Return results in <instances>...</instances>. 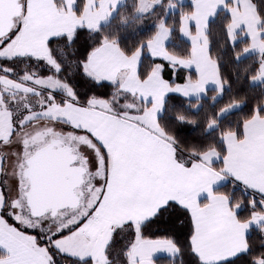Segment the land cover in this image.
<instances>
[{"label":"crops","instance_id":"1","mask_svg":"<svg viewBox=\"0 0 264 264\" xmlns=\"http://www.w3.org/2000/svg\"><path fill=\"white\" fill-rule=\"evenodd\" d=\"M60 1V4L56 5L55 0H28L27 8L21 7L23 14L19 22L24 23V30L30 38L26 42L17 38L10 44L15 47V52L46 54L48 37L70 35L79 27L94 28L92 22L98 14V9L90 7L92 0L84 1L80 16H77L68 6L74 3V0ZM160 1L138 0L137 14L145 15L151 12L153 8L151 11L148 9L153 4H159ZM174 1L189 2L192 5V12L181 18L179 28L180 37L190 44V55L187 58H178L167 52L166 44L170 30L165 25L163 29H156L154 36L150 39L151 44L143 49V54L150 57H162L163 59L159 60L169 64L173 69H183L194 73V78H188L180 85L196 90V93L191 94L187 99H198L204 96L205 90L199 87L202 81H205L206 91L214 89L219 93L221 82L216 64L208 54L205 32L209 20L222 8L213 9V5H216L213 2L217 3L218 0H212L209 6L201 8L200 17H197L201 26L198 28V23L193 16H198L199 12L191 0ZM201 1L204 5L206 4V0ZM20 2L22 5L23 0ZM124 2L125 0H116L115 10L105 20L100 21L99 26L106 23ZM174 10L175 4L170 2L167 12ZM79 21H83V24L78 23ZM165 29H167L166 34H164ZM161 34H164L163 40H161ZM193 37H195V43ZM259 37L264 45V35L260 33ZM249 45L245 49L248 50ZM253 53L264 55V51H247L244 54ZM23 56L32 57L31 55ZM140 58L139 49L127 57L119 49L105 51L98 45L86 59V75L94 81L115 84L118 87L117 93L128 94L138 100L140 106L137 112L115 114L100 106L101 102L107 100L92 98L85 105L76 103L74 99L68 103L64 102L61 104L62 111L57 115L64 125L63 131L69 134L71 140H74V143L68 145L69 147L77 149L82 144L88 143L95 147L100 155L105 193L103 197L100 195L99 199L103 201L109 196L107 189L109 183L114 185L107 208L103 212H100L98 208L91 217L96 222V226L101 227V234H99L103 238L104 250L114 227L126 222L138 226L150 218L161 205L172 200L187 209L191 222L193 219L196 220L197 244L205 258L213 259L217 255L226 254L243 245L244 239L238 234L237 229L239 225L246 224L249 220L239 221L235 215H232L228 199L214 190L226 181H234V177L239 176L241 180L247 181V184L240 182L236 184L259 197V194L249 189L247 185L251 184L255 188L264 187V117L255 115L246 121L242 127L241 138H237L233 133H225L222 136L225 149L223 158H220L215 150L206 151L195 160L181 156L176 152L171 141L164 137L158 127V118L149 116L148 110L151 105L146 106L144 100L145 94L152 98L158 97L169 87H176L177 83L169 85L162 78L160 63L153 66L146 79L139 80L137 61ZM262 65H264V58L253 81L256 84L264 83V76H261V72L264 71ZM226 159L228 163H225ZM218 162L219 167L216 168L214 165ZM2 163L0 156V175ZM24 168L26 170L27 164ZM225 169L228 171L225 172ZM20 187V198L26 202V191L28 192L29 189L25 185ZM2 202L3 197L0 196V203ZM260 227H264V218L258 219L251 226L259 230ZM79 231L57 241L58 244H62L59 247L68 251L69 247L81 244L78 240ZM29 236L26 233L16 232L14 229L9 231L0 227V251L4 254L0 257V264H44L47 258L46 252L37 247L35 240L30 242ZM83 237L82 245L83 242H95L91 235ZM165 241L168 243L163 247L156 244V242ZM149 248H155L154 251L147 253V259L151 261V264H154L155 258H173L177 255V248L169 240L136 237L127 253L128 264H136L134 258L137 256L143 260L145 251Z\"/></svg>","mask_w":264,"mask_h":264},{"label":"trees","instance_id":"2","mask_svg":"<svg viewBox=\"0 0 264 264\" xmlns=\"http://www.w3.org/2000/svg\"><path fill=\"white\" fill-rule=\"evenodd\" d=\"M84 1L77 3V0H74L79 8V12L74 11L77 16L82 13ZM137 1L125 0L112 17L99 26V33L95 28L87 29L83 27L82 35L76 43L71 42L72 38L74 33L82 27L75 29L70 35H63L65 39H60V36H58L55 44H46L49 55L54 61L56 58L63 61L65 56L70 60L79 59L75 54V50L84 41H87L90 48L85 53L84 59L86 60L90 52L100 44V37L106 36L110 41L118 42V49L123 55L129 57L139 49L140 42H147L154 36L157 24L160 23V18L163 17L164 25L170 30L166 44L167 52L178 58H187L190 55V44L180 37L179 28L181 18L192 12V5L189 2L176 3L174 0H161L151 12L138 15L136 12ZM250 1L255 6L260 20V28L264 29V0ZM60 2V0H55L56 5H59ZM170 2L175 4V10L168 13L167 7ZM229 24V15L221 9L209 20L205 32L208 54L215 62L216 67L217 62L219 63L218 75L223 91L217 93L216 90L209 89L204 96L198 99L185 100L181 97L180 99L169 100L163 114L157 119L158 127L164 137L174 145L176 152L181 156L188 157L190 160L197 159L198 156L209 150H215L220 158H223L225 149L222 136L225 133H233L237 138H241L242 127L246 121L255 115L264 117V83L256 84L253 82L264 55L258 53L242 54L249 45L247 38H237L234 40V46L229 44L227 31ZM49 49L53 50L54 56ZM236 56H239L238 60L235 58ZM140 61L143 71L138 73L137 70V75L141 81L146 79L155 64H165L159 59L153 60L152 57L146 54L141 56ZM169 67L171 66L169 65ZM2 68L11 69L10 75L15 79L21 78L27 72H32L37 76H44L52 72L49 68L47 69L42 60L33 59L29 56L17 57L6 65H0V70ZM34 68L37 70L36 73L33 71ZM70 68L71 65L64 62L62 64L63 70L57 77L71 90L72 99L76 103L85 105L92 98L108 101L119 94L117 93V85L102 82V86L97 87L96 81L92 78L83 72H70ZM161 76L166 81L171 76V84H176L178 82L177 77L184 82L188 78H194V73L183 69H173L170 73L168 67H163ZM128 97L131 96L123 94V98L118 103ZM62 103L64 101L59 100V104ZM191 105H196L195 111H193ZM230 107H233V109L223 115H217V113ZM178 112L185 116H195V126L187 127L178 132L174 123V117ZM214 166L218 168L219 162ZM214 191L224 195L228 199V203L230 201L229 206L232 210L236 208L237 204L240 205V210L235 215L239 221L245 222L252 217L253 209L250 207V200L253 196H256L254 193L236 183L234 186L233 181H226ZM256 197L258 198V196ZM255 211L259 213L262 210L256 209ZM155 213L138 226L131 224L133 229L131 233L128 228L124 227L125 224L114 227L105 248V256L108 259L107 264H128L127 253L136 237L149 240L166 239L175 245L177 248L175 257H158L153 260L154 264H189L190 248L187 237L191 235L192 230L189 213L185 211L182 214L181 222L185 225V234L179 237L174 230L165 229L163 225H153L146 231L143 225L152 219ZM3 218H5V215ZM11 222V220H8V223ZM157 228L161 230L157 231ZM21 231L33 235L32 231ZM36 243L38 244L37 240ZM248 243L252 248V255L264 252V235L259 229H250ZM3 255V252L0 251V257ZM249 259L251 260V255ZM57 261L58 264H74L72 260L59 255Z\"/></svg>","mask_w":264,"mask_h":264},{"label":"rangeland","instance_id":"3","mask_svg":"<svg viewBox=\"0 0 264 264\" xmlns=\"http://www.w3.org/2000/svg\"><path fill=\"white\" fill-rule=\"evenodd\" d=\"M209 2L213 1L206 0V4L204 5L201 0H198L199 6L195 7L199 12V15L193 17H195L196 22L198 23V28H200L201 22L197 17H200L201 8L203 9L206 6H209ZM213 3L217 5L218 1L217 3ZM216 8H222L230 17L229 26L233 27L232 32H228V36L231 35L234 40L237 38H247L250 42L248 52H259L264 48L262 40L259 37L260 33L264 35V29L260 28V20L257 16L255 6L251 1L229 0L228 3L219 5L215 7V9ZM22 14L23 13L21 12V15L13 18L12 26L20 21ZM239 33L240 35H238ZM254 33L256 34L255 40L252 38ZM14 49V46L8 45L3 51L8 55H12L15 53ZM37 56L43 57L42 61L44 65L47 69L49 68L50 72L52 71L50 74L37 76L36 74H32V72H27L21 78L15 79L12 77V82H9L8 78L5 77L4 82L0 83V95H2L3 99L8 102L0 107L9 109L17 120L35 117V119L30 120V123L26 124L24 129L21 130V133L12 137L7 144L0 145V156L2 157L3 162L0 184L5 185L8 189V211L5 213V218L0 217V227L9 231L14 229L16 232H22L21 230H24L25 228H27L28 231L35 229L36 232L41 233V239H46L51 235V232L57 229L58 226L70 224L73 220L78 219L79 216L84 215L97 199H99L104 184V172L103 164L100 155L95 150L96 148H93L88 143H84L77 149L74 147L78 160L85 168V173L77 189L78 195L83 191V193L79 195L80 203L78 205L58 209L56 210V213L48 208H44L42 211L34 213L31 211L27 199L26 202H23L22 198H20V186L25 185L29 189V180L27 181L26 179L24 167L27 160L35 153V151L52 143H59L65 146L74 143V140L70 139L69 134H66L65 131H63L64 125L60 119L57 118V115L62 111L59 100L68 103L72 99L71 90L65 83L58 80L55 61L49 55L48 50L46 54L41 53ZM3 70L4 68L0 70V74L3 73ZM33 71L36 73L37 70L34 68ZM26 76L31 77L32 79L25 81ZM17 81L22 88L27 89V91L19 90L16 86ZM53 87L57 90V97L54 101L48 104L47 109L42 111L40 105L47 101L48 93ZM218 92L220 93V91ZM122 98L123 94H116L110 100L101 102L100 106L115 114H130L139 110L140 102H138V100L128 97L118 103ZM28 108L33 109V111L26 113L25 109ZM231 109H233V107L226 110L224 109L220 112V115H223ZM37 112H42V114L37 116ZM23 137H27V147L21 149L18 141ZM93 162H96V168L92 167ZM97 179L101 181L99 185L95 183V180ZM17 180H19V185L17 184ZM13 203H15L14 210L11 207ZM74 209H78V211L74 212ZM8 215L13 217L11 223H8ZM95 223L94 219L90 218L88 223H86L79 231L80 234H83L82 236L78 234V240L81 244L69 247L68 251L71 252L73 250L72 253L76 256L78 254L91 256L93 258V264H107L108 259L105 256V250L102 245L103 238H101L100 235L101 227L96 226ZM260 231L264 234V227H260ZM87 235H91L95 242H83L82 245V240L84 239L83 236ZM29 237L32 240H30V242H33V235H30Z\"/></svg>","mask_w":264,"mask_h":264},{"label":"snow or ice","instance_id":"4","mask_svg":"<svg viewBox=\"0 0 264 264\" xmlns=\"http://www.w3.org/2000/svg\"><path fill=\"white\" fill-rule=\"evenodd\" d=\"M83 0H77V3H82ZM194 7H198V0H192ZM228 0H218L217 5H213V9L216 6L226 4ZM77 3H71L70 6L73 11L79 12V8L77 7ZM28 5V0H23V3L21 5L22 9H26ZM116 0H92V4L90 7L97 8L98 14L95 17V20L92 22L95 30L99 33V22L106 19L108 15H110L116 8ZM156 4H153L148 11H151V8L156 7ZM143 5L141 4V8ZM174 7V5H173ZM140 9H138L139 11ZM78 23L83 24V21H79ZM232 27L229 26L227 31L229 33L232 32ZM158 29H163V17L160 18V23L157 24ZM83 32V27L74 33V36L72 38V43H76L77 40L80 39ZM167 33V29H165V33ZM164 34H161V40L164 38ZM17 38H19L21 41H28L29 35L24 30V23L18 22L15 23L14 26L9 27L7 31H4L2 27H0V65H6L9 61L14 60L17 58V56H23V55H31L33 59H39L43 60V57L37 56L34 53L31 52H25V51H18L13 53L12 55L6 54L3 50L10 44L14 43ZM60 39H65L63 35L59 37ZM253 40L256 39V34L254 33L252 35ZM193 42L195 43V37L192 38ZM57 40L56 36H50L46 39L47 45H53L55 44ZM100 44L99 47L105 51H112L114 49H118V42L110 41L106 36L100 37ZM228 43L234 46V38L229 35ZM151 44V40H148L147 42H140L139 44V51L140 55L143 56V49L146 46H149ZM90 45L87 41H84L80 47L75 50V54L79 57V59H68L67 56L64 57L63 61H61L59 58H56L55 60V68L57 76H59L62 69V64L64 62H67V64L71 65V68L69 69L70 72L75 73H81L83 72L85 75L87 74V68L86 64L87 61L84 59L85 53L89 51ZM50 53L54 56V52L52 49H49ZM248 50L245 49L244 53H246ZM261 51H264V48L261 49ZM242 53V54H244ZM237 60L239 59V56L235 57ZM153 60L156 59H163L162 57H152ZM141 61H137V70L138 73L142 72L143 69L140 66ZM163 67H168L169 72L171 73L173 71L172 67H169L167 63L162 65ZM264 67V65H262ZM161 69V70H162ZM182 70V69H181ZM219 70V63L217 62V71ZM11 69L4 68L3 73L0 74V83L4 82V78L7 77L9 82L13 81V78L10 75ZM261 76H264V71L261 72ZM32 79L31 77H25V81ZM172 77L169 76L167 83L171 84ZM177 85L176 87L172 88L169 87L168 89L164 90L158 97L152 98L150 95L145 94L144 100L145 105H151V108H149L148 113L149 116L152 117H159L163 114L165 110V106L169 100L172 99H180L181 97L187 98L191 94H195V89H189L187 87H181L180 85L183 84V81L177 77ZM219 83V82H217ZM96 86H102V82L97 80L95 82ZM16 86L19 90L27 91V89L22 88L20 83L17 81ZM201 89L205 88V81H202L200 86ZM219 91H223L222 86L220 87ZM57 97V90L55 87H53L47 97V101L40 105V109L43 111L47 109L48 104L54 101ZM8 103L5 101L0 95V106ZM193 111H195L196 105H191ZM30 111H33V109L28 108L25 109V112L28 113ZM42 112H37V116L41 115ZM220 113H217L219 115ZM31 119H35V117L26 118L24 120H17L14 118L12 112L7 109L0 107V145L7 144L9 140L12 139V137L17 136L19 133H21V130L24 129L26 124L30 123ZM174 123L177 126V131L179 132L182 129H185L187 127H194L196 124V118L195 116H185L181 113H177L174 117ZM212 122L210 121V124ZM20 148L24 149L27 147V137H23L18 141ZM106 151V149H104ZM219 158V157H217ZM225 163H228V160H225ZM93 168L97 167L96 162H93L92 165ZM225 172L228 171V169L224 170ZM223 178V174H222ZM234 186L236 182L247 184V181L241 180L239 176L234 177ZM95 183L99 185L101 181L99 179L95 180ZM17 184L19 185V180H17ZM249 189H252L254 192L259 194V197L253 196L250 200V207L253 209V214L251 219L246 224H242L238 226L237 232L240 236L243 237L244 243L242 246L236 247L234 250H231L227 252L226 254L217 255L213 259H206L205 255L202 251V249L197 244V236H198V229L196 220L193 219L192 221V230L191 235L187 237V242L190 248V259L189 264H264V252H261L259 254L252 255V248L248 243L249 237H250V228L252 224H254L258 219L264 218V211H261L257 213L256 209L264 210V187L262 188H255L253 185L248 184L247 185ZM107 189L109 190V196L105 200L97 199V201L88 209V211L84 214L79 216L78 219L73 220L70 224H64L61 226H58L57 229L53 232H51V235H49L46 239H41V233L36 232L35 229H32L33 239L38 241L37 247L42 248L46 254L47 258L44 262V264H58L57 256H61L67 259H70L74 262V264H93V258L91 256H76L74 253L65 251L64 249L60 248L57 241H59L61 238L66 237L68 235H72L75 232H78L93 216V214L97 211L99 208L100 212H103L107 206H108V200L111 196V191H114V185L112 183H109L107 185ZM105 193V189H101V196L103 197ZM0 196L3 197V202L0 203V217H3L5 213L8 211V189L5 185L0 184ZM230 203V201H229ZM13 210L15 209V203L11 205ZM240 210V205L237 204L236 208L232 210V215H236V213ZM78 211V209L73 210ZM187 211V209L182 208L178 203L169 200L164 205H161L155 215L150 219L145 225H143L144 229L147 231L150 229L153 225H163L165 226V229H171L174 230L176 235L182 236L185 234V225L182 223V214L183 212ZM168 214L167 216L165 214ZM7 219L12 220L13 217L11 215H8ZM124 227L128 228L130 233L133 231L132 225L130 222H126ZM160 228H157V231H160ZM25 232L28 231L27 228L24 229ZM168 242H156V244L160 247H163ZM155 248H149L146 249L144 254V259L141 260L139 256L135 257L136 264H151V261L147 259V253L154 251ZM251 255V260L249 259Z\"/></svg>","mask_w":264,"mask_h":264},{"label":"water","instance_id":"5","mask_svg":"<svg viewBox=\"0 0 264 264\" xmlns=\"http://www.w3.org/2000/svg\"><path fill=\"white\" fill-rule=\"evenodd\" d=\"M20 13V0H0V27L7 31L12 26L13 18L19 16ZM44 149V153L49 154V159L44 168H42L43 174L40 177L36 176L35 173L32 176L29 175L32 161L37 155H42L43 152L32 155L27 160V169L24 171L27 180H29V190L26 193L27 203L34 213H38L44 208L49 209L46 205L52 202L53 198L60 199L63 195H67L70 198L73 197L85 173L84 165L78 160L74 148L59 143H52ZM34 164L33 162L32 165ZM82 193L80 192L79 195ZM33 195H36L38 199L32 200L31 196Z\"/></svg>","mask_w":264,"mask_h":264},{"label":"flooded vegetation","instance_id":"6","mask_svg":"<svg viewBox=\"0 0 264 264\" xmlns=\"http://www.w3.org/2000/svg\"><path fill=\"white\" fill-rule=\"evenodd\" d=\"M45 148V147H44ZM44 148H41L39 150H37L35 153L36 154H40V152L44 153L45 152V149ZM34 153V154H35ZM43 153L42 155L40 156H36L34 158V160L32 161V163L34 162L35 164L32 165L31 163V167L29 169V175H33V173L36 174V176H41L43 174V171H42V168H44V165L48 162V157H49V154L48 153H44V156H43ZM33 154V155H34ZM33 166V167H32ZM27 169V168H26ZM35 182V180H34ZM79 187V186H78ZM78 189V188H77ZM76 189V192H75V195L73 197H68L67 195H63L60 199H57V198H53L52 202H50V200L48 199V201L50 203H47L44 199H42L43 201H45L47 203L46 206L49 207V209L56 213V210L58 209H61V208H65V207H68V206H76L80 203V196L77 194V190ZM31 199L32 200H37L38 197L36 195H33L31 196ZM40 199V198H39ZM46 199V198H45ZM63 206V207H62ZM65 206V207H64ZM61 207V208H60ZM57 208V209H56ZM54 209H56L55 211H53Z\"/></svg>","mask_w":264,"mask_h":264}]
</instances>
